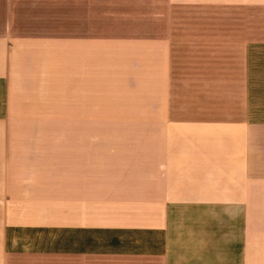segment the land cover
Returning <instances> with one entry per match:
<instances>
[{"label":"crops","instance_id":"obj_1","mask_svg":"<svg viewBox=\"0 0 264 264\" xmlns=\"http://www.w3.org/2000/svg\"><path fill=\"white\" fill-rule=\"evenodd\" d=\"M0 264H264V0H0Z\"/></svg>","mask_w":264,"mask_h":264},{"label":"rangeland","instance_id":"obj_2","mask_svg":"<svg viewBox=\"0 0 264 264\" xmlns=\"http://www.w3.org/2000/svg\"><path fill=\"white\" fill-rule=\"evenodd\" d=\"M38 127H51L54 129H61L63 127L62 121L61 120H54V121H38L36 124ZM73 126V125H71ZM76 126V125H74ZM60 131V130H58ZM53 143L56 144H61L62 141V136H53Z\"/></svg>","mask_w":264,"mask_h":264}]
</instances>
